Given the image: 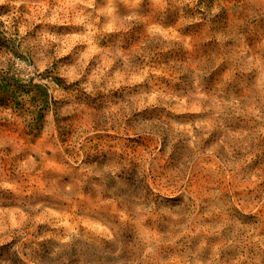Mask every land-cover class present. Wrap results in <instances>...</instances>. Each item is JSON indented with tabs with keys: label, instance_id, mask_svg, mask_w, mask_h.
Listing matches in <instances>:
<instances>
[{
	"label": "rangeland",
	"instance_id": "rangeland-1",
	"mask_svg": "<svg viewBox=\"0 0 264 264\" xmlns=\"http://www.w3.org/2000/svg\"><path fill=\"white\" fill-rule=\"evenodd\" d=\"M0 264H264V0H0Z\"/></svg>",
	"mask_w": 264,
	"mask_h": 264
}]
</instances>
